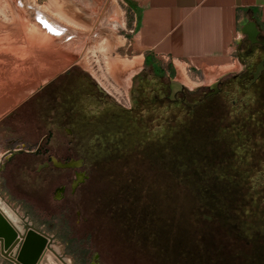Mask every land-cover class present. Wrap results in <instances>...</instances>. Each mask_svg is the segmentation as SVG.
<instances>
[{
  "label": "rangeland",
  "instance_id": "obj_1",
  "mask_svg": "<svg viewBox=\"0 0 264 264\" xmlns=\"http://www.w3.org/2000/svg\"><path fill=\"white\" fill-rule=\"evenodd\" d=\"M118 1L128 23L132 12ZM10 2L0 0V70L2 75L6 72L0 78V208L17 227L27 222L47 234L51 249L67 264H196L173 253L172 245L152 238L155 225L162 233L160 218L142 202L133 206L130 200L135 170L157 168L175 172L197 197L206 198L203 206L229 219L230 225L235 223V229L240 220L236 211H243L241 201L246 215L259 214L264 224L260 179L252 165L249 137L238 129L240 122H234L230 102L211 96L192 110L165 100L169 81L182 84L180 97L191 102L208 92L214 81H227L233 74H241L243 88L264 57L263 47L238 49L226 64L190 66L189 70L173 65L170 58H159L155 61L165 73L156 79L142 51L130 43L128 24L120 21L110 32L106 21L98 20L99 34L84 40L80 34L82 40L76 43L83 41L80 46L67 48V42L61 41L63 49L36 51L40 37L29 31L27 20L12 13ZM260 33L263 39L264 29ZM116 57L140 61L121 67L113 64ZM95 84L104 93L97 92ZM142 86L154 104L146 116L137 111L134 116L117 114L114 106L100 103L105 97L128 107L129 90ZM131 149H141L144 158L137 161L139 168L134 165L135 172L121 170V163L115 162ZM50 155L60 161L84 157V163L73 168H39ZM76 170H84L87 177L72 191ZM216 174L236 179L235 183L228 189ZM62 185L63 196L56 198ZM220 191L229 195L227 206L212 207L208 196ZM219 229L215 231L221 234ZM218 243L223 249L233 248L224 233Z\"/></svg>",
  "mask_w": 264,
  "mask_h": 264
},
{
  "label": "trees",
  "instance_id": "obj_2",
  "mask_svg": "<svg viewBox=\"0 0 264 264\" xmlns=\"http://www.w3.org/2000/svg\"><path fill=\"white\" fill-rule=\"evenodd\" d=\"M260 60H263L264 66V57ZM144 63L151 66L157 77L156 79L163 75L164 69L157 62H153L151 56H145ZM242 81L241 77L235 78L232 76L224 82L222 91L217 96H221L223 100L230 102L231 109H229L232 112L234 111L233 117L236 119L234 122H240L241 125L238 129L244 130L249 137L248 145L250 147L248 149L250 148L249 152L253 156L252 165L257 169L256 174L260 179L261 201L264 203V69L249 87L246 86L249 80L244 83L243 88L241 87ZM155 86L154 90L157 88ZM139 90V102L135 106L136 110L129 114L134 116L137 111L138 115L146 116L149 112V106L154 107V104L150 103L153 99H150L148 92L144 91L146 90L145 87L142 86ZM230 97H232V100L228 101ZM114 110L116 109L114 108ZM118 112L116 110L117 114ZM226 122H229V124L234 123ZM224 125L227 124H219L218 127ZM141 158H143L141 149H131L119 155L115 162L117 164L121 163V170L133 172L134 165L139 168L137 161ZM184 158L187 159L186 156ZM115 168H118V166ZM135 171V176L132 178L133 184L130 185L133 191V194L130 195L133 206L142 202L141 205L146 206L149 213H156L163 226H161L162 233L160 226H154L156 235H152V238L161 239L166 244L172 245L170 249H173V251L171 250L173 253L180 254L179 257L183 259L191 258L197 262L196 264H202V256L205 259V264H264V224L261 223L262 217L254 212L251 216L246 215L247 212L244 211L245 202L243 204L241 201L239 205H242L241 209L243 211H240V209L236 211L240 219L237 222V230V227L236 229L234 227L235 223H232L231 227L229 219H223V215H220V213L215 214L210 206H203V201L205 202L206 198L201 195L197 197L195 191L189 189L186 184L185 186L175 172L173 174L168 169L160 168L153 169V171L146 169ZM217 176L218 180L220 178L225 182V187L228 189L236 180L226 175ZM245 183L241 182L240 185L246 187ZM249 189H251V186ZM228 197L229 195L227 196L223 191H220V193L213 192L212 198L208 196L207 200L210 199L209 201L213 203L210 204L211 206L224 208L227 206L226 199L228 200ZM139 198L141 199L139 200ZM246 200L245 197L244 201ZM205 209L209 211L206 212ZM149 225L150 223L146 227ZM219 227L221 234H218V230L215 231ZM223 233L227 242L233 248L226 247L223 249L220 247L218 240Z\"/></svg>",
  "mask_w": 264,
  "mask_h": 264
},
{
  "label": "crops",
  "instance_id": "obj_3",
  "mask_svg": "<svg viewBox=\"0 0 264 264\" xmlns=\"http://www.w3.org/2000/svg\"><path fill=\"white\" fill-rule=\"evenodd\" d=\"M28 1L84 35L83 40L99 34L98 20L104 19L110 32L120 21L123 25L125 23L118 0ZM122 1L129 8V13L132 12V17L125 23L131 32L130 43L142 51L144 60L145 56H151L155 63L159 58H176L188 61L194 68L223 65L232 60V53L238 49L254 50L258 39L254 42L249 40L251 24L255 23L258 33L264 29V0ZM65 29L69 32L67 27ZM40 40L37 38L36 51L57 50L61 44H48L44 38ZM262 43L264 45V38ZM79 44L75 43L76 46ZM4 75L6 72L2 75L0 70V78Z\"/></svg>",
  "mask_w": 264,
  "mask_h": 264
},
{
  "label": "water",
  "instance_id": "obj_4",
  "mask_svg": "<svg viewBox=\"0 0 264 264\" xmlns=\"http://www.w3.org/2000/svg\"><path fill=\"white\" fill-rule=\"evenodd\" d=\"M259 30L255 23L251 24L248 32L251 42L257 41ZM264 69L263 60L256 64L255 70L247 83L250 86L258 78ZM182 84L170 82V98L174 96L176 90L182 89ZM97 88L103 91L99 84ZM130 105L133 104L129 90ZM186 103V99H184ZM192 107L193 105L190 104ZM82 158H71L67 161L52 159V163L60 168H73L82 165ZM0 256L10 264H67L54 250L51 249L50 237L32 225L17 227L11 219L0 208Z\"/></svg>",
  "mask_w": 264,
  "mask_h": 264
},
{
  "label": "bare ground",
  "instance_id": "obj_5",
  "mask_svg": "<svg viewBox=\"0 0 264 264\" xmlns=\"http://www.w3.org/2000/svg\"><path fill=\"white\" fill-rule=\"evenodd\" d=\"M56 1V0H55ZM15 3V4H14ZM11 4L10 9L12 10V13L17 17H21V19H25V21L27 20L29 23L28 24V28L29 31L33 30V32L37 33L36 35H39L40 39H45V41L48 44H55L58 42L63 41L67 42V46L65 47H69L70 45L73 47L75 46V43L80 42V38H79V33L73 31V28H69V26L67 24H65L64 22L59 21L58 19H54L53 17H51L49 15V12L47 11L46 13L44 12V9H37L38 7L34 6L30 1L28 0H11V2L9 3V5ZM56 4V3H55ZM47 6V4H46ZM58 6V5H57ZM69 6V5H68ZM42 7V6H41ZM53 7V6H52ZM65 7V6H64ZM48 8V7H46ZM49 9V8H48ZM46 11V10H45ZM64 11V10H63ZM53 12V11H52ZM59 14V13H57ZM52 15V14H51ZM67 15V14H66ZM62 16V15H61ZM57 17V16H56ZM63 17V16H62ZM17 20V19H16ZM26 23V22H25ZM78 25V24H77ZM69 29V32L66 31L65 28ZM65 30V31H64ZM32 32V31H31ZM29 33V32H28ZM30 34V33H29ZM27 34V35H29ZM31 35V34H30ZM35 35V36H36ZM82 35V34H81ZM114 36V35H113ZM112 36V37H113ZM111 37V39H112ZM28 38V36H27ZM32 38V37H31ZM34 39V38H32ZM39 39V38H38ZM29 41V40H28ZM42 41V40H40ZM33 43V42H32ZM38 42H36L35 44H37ZM44 43V42H43ZM45 44V43H44ZM47 44V45H48ZM58 45V44H57ZM77 45V44H76ZM45 46V45H44ZM42 46V47H44ZM49 46V45H48ZM50 47H52L50 45ZM77 47V46H76ZM40 48V47H38ZM45 48V47H44ZM53 48V47H52ZM58 49H63L64 47L62 46V44H60L59 47H57ZM55 49H52V51ZM50 50H47V52ZM64 51V50H63ZM71 52V51H70ZM54 53V52H53ZM52 54V53H51ZM113 59V58H112ZM114 60V59H113ZM55 61V59H54ZM111 61V60H110ZM140 58H135V59H117L116 57V61H113V64H119L121 65V67H125L127 65H131L133 63L139 62ZM110 63V62H109ZM131 70V69H130ZM182 70V68H181ZM19 74V73H18ZM19 76V75H18ZM185 80V79H184ZM187 81V80H185Z\"/></svg>",
  "mask_w": 264,
  "mask_h": 264
},
{
  "label": "flooded vegetation",
  "instance_id": "obj_6",
  "mask_svg": "<svg viewBox=\"0 0 264 264\" xmlns=\"http://www.w3.org/2000/svg\"><path fill=\"white\" fill-rule=\"evenodd\" d=\"M257 39H258V42H256V44L257 45H259V46H261V47H264V45H263V43H262V37L260 36V33H258L257 34ZM162 67V66H161ZM163 68V67H162ZM164 69V73H165V68H163ZM233 77H235V78H238V77H241V74L240 73H238V74H233L232 75ZM251 76H252V73H251ZM250 80V79H249ZM170 82L171 81H169L168 82V92H167V94L165 95V100L166 101H168L170 104H174V105H185V106H187V107H190L191 109H193V108H195V105L196 104H198L199 103V101H201V100H205V99H208V98H210L211 96H217L219 93H221V91H222V87H223V84H224V80H221V79H217L216 81H214L209 87H208V92H206V93H204V95L201 97V96H198V98L197 99H195L193 102H191L187 97H180V95H182V93H183V87H182V89H180V90H176L175 92H174V96H173V98L171 99L170 98ZM249 82V81H248ZM247 82V83H248ZM156 86H158L157 84H156ZM249 87V86H248ZM95 88H96V90H97V92H100V93H104L103 91H100L98 88H97V84H95ZM131 93H134L135 95V99H133V96H132V94ZM130 94H131V99H132V102H133V104L132 105H130L129 104V106L128 107H123V106H119V105H117L116 103H110V102H108L107 101V99L105 98V97H102L101 99H100V103L101 104H103V105H106V106H108V107H111V106H114L115 107V109L116 110H118L119 112H127V113H133L136 109H135V106L138 104V102H139V98H138V96L140 95V90L138 89V88H136L135 90L132 88L131 89V91H130ZM208 94H210L209 96H208ZM154 95L156 96V97H158L159 95L157 94V92H155L154 93ZM100 98V97H99ZM161 98V97H160ZM129 99V98H128ZM184 99H186V103L184 102ZM129 101H130V99H129ZM190 104H192L193 106L191 107L190 106ZM165 110V109H164ZM55 157H53L52 155H50L48 158H47V160L46 161H44L43 162V164H41V165H39V168L40 167H46V166H51V167H56V166H54L53 165V163H52V159H54ZM80 158H82L83 159V161H82V165H83V163H84V157H80ZM69 159H71V158H69ZM69 159H65V160H62V161H67V160H69ZM57 160H59L60 161V159H57ZM57 168V167H56ZM58 168H60V167H58ZM87 176H86V174H85V171L84 170H80V171H75L74 172V179H73V181L71 182V185H70V187H71V190L73 191L74 189H75V187L78 185V184H80V182H82L85 178H86ZM64 189H65V186L64 185H62V186H59L58 188H57V192H56V195H55V197L56 198H60L61 196H63V192H64ZM26 225H31V224H29V223H27V222H24L23 223V227L24 226H26ZM33 227V226H32ZM37 229V228H36ZM0 264H10L9 262H8V260H6V259H4V258H2L1 256H0Z\"/></svg>",
  "mask_w": 264,
  "mask_h": 264
},
{
  "label": "built area",
  "instance_id": "obj_7",
  "mask_svg": "<svg viewBox=\"0 0 264 264\" xmlns=\"http://www.w3.org/2000/svg\"><path fill=\"white\" fill-rule=\"evenodd\" d=\"M171 59V63L173 64V65H176V64H180V65H182V67L184 66V67H187L188 68V70H189V68H190V64L188 63V61H186V60H184V59H176V58H170Z\"/></svg>",
  "mask_w": 264,
  "mask_h": 264
}]
</instances>
